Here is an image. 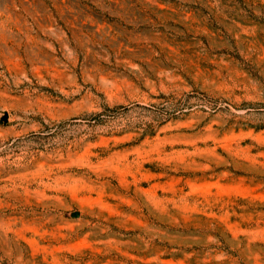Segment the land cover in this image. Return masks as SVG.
Returning a JSON list of instances; mask_svg holds the SVG:
<instances>
[{"label": "rangeland", "instance_id": "374dc122", "mask_svg": "<svg viewBox=\"0 0 264 264\" xmlns=\"http://www.w3.org/2000/svg\"><path fill=\"white\" fill-rule=\"evenodd\" d=\"M0 264H264V0H0Z\"/></svg>", "mask_w": 264, "mask_h": 264}]
</instances>
